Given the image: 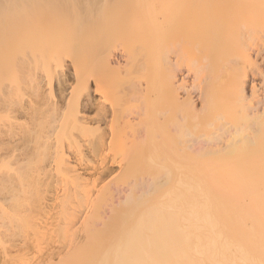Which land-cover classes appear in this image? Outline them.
I'll return each mask as SVG.
<instances>
[{
    "label": "rangeland",
    "instance_id": "rangeland-1",
    "mask_svg": "<svg viewBox=\"0 0 264 264\" xmlns=\"http://www.w3.org/2000/svg\"><path fill=\"white\" fill-rule=\"evenodd\" d=\"M109 1H113V0H71V1L70 0H0V264H6V263L48 264V262L57 264V262L59 263L60 260H62L60 258H63L64 256L66 257V254L68 255L77 247L83 246L86 243L85 242L86 233H87L86 226L88 221L85 220V218L88 219L89 216H92L93 212L95 211L94 210L95 208L97 210L95 211L94 214L98 213L97 211H99L102 218H105L110 213L109 209L112 205L111 203H113L114 205L120 202V199L122 200L124 198V196L126 195V191L129 190L131 184L134 183L135 180H138L136 176L137 177L140 176L139 179L142 178V180L146 178L148 180L149 176H152L150 173H148V175L147 173H145L147 172L145 171V168L141 169V167H145L144 165H147L145 163L141 165V163L145 161V157L143 158L142 155H144L146 151L148 152L150 151L149 149L145 150V148L143 147L146 146V148H151L152 141H154L153 143H158V141L161 142L160 140L166 141L168 138L167 136L168 135L170 136L169 134L170 131L172 132L173 130V128L171 129L170 126H167V123H171L172 121H175L176 119H178L177 117L180 118V120L178 119V121H183L184 123L187 122V125L188 126L190 125L189 127H191L192 125L191 121H194L193 123L194 126L192 125L193 128L196 127V125L197 127L201 126L200 127L201 130L200 128L198 129L195 128L196 130L193 129V131L195 130L194 132L197 131L198 135H201L202 132H205L204 128L207 127L202 124L204 123L205 125L208 124L209 120L210 119L213 120V118L218 113L220 114L221 111L222 113L223 112L225 113L226 106H231L232 109L235 111L234 105L236 106L238 105L235 104V102L233 101L235 99L237 100V97L234 96L235 93L233 91V88H230L229 86H231L232 84L234 85L233 79H236V76L239 75L240 73L241 75H244L246 73L245 77L248 75L245 78L247 80L245 84V88H246L245 94L247 93L246 96L248 97V99L251 98L249 97V95L253 94L251 92L253 89L252 87L254 86V90L257 88L255 90L256 95L259 94L257 96L258 97L260 96L262 98L261 99L259 97L262 102V105L260 104V108L263 109L264 84L261 83H264V60H263L264 59L263 58L264 23H262L263 25L258 24L257 20L258 22L259 20L264 21V13H263L264 10L261 11L262 5H264L263 4L264 1L241 0L239 2V0H233L234 1L233 3V1L231 2V0H227V2L224 1L226 4L224 2L221 3V5L223 4L222 8L223 6H225L224 8L226 11L224 10V8L223 11L221 7L219 8V10H217L218 8H216V6H213L214 3L212 2L213 5L211 4V6L214 10H216L214 12L212 9V11L215 13V14L213 13V15H215L214 19H216V22L214 23L216 25L218 24L217 27L221 25L220 23H217L219 22L218 19H220V22L227 20L226 23L228 24L225 23L224 25L225 21L222 23L223 27L225 26L228 27L231 25L233 28H235L236 31L239 30L238 32L240 34L238 35V32H235L234 35V32L230 30L231 26L229 28L225 27L227 28V31L224 28H221L222 26H219L218 31H220V33L227 32V34L222 33L221 35L222 39L219 36L220 37L219 40H223L224 36L226 38L228 37V35L229 37L233 36V41L236 43V46L235 43L232 42V38L229 37H228L229 40L226 39L228 42L225 39H224L225 42L219 41L217 37L219 33L217 32V30L216 31L214 30L215 32L218 33V34L215 33L217 34L216 35L217 40L215 39L216 38L215 36H214L215 38L213 37L214 34L213 27L216 25H214L212 19L210 22L209 20L200 21V23L202 22L201 23L202 25L206 21L209 22V24L213 23V25H211L212 30H209L210 32H208L209 25L207 22L202 26L200 23L198 24L200 19L198 20V22H196L192 18L196 22V26L194 23L193 25L194 28H192L191 22L193 21L190 22V20L192 19H188V20L186 19L187 22L188 21L190 22V23L188 22L189 24L186 25L187 26L190 25V27L193 30L195 29V27L197 31H199V28L201 26L207 27V29H205L206 27L204 28L201 27L202 31H200L201 32L200 35L204 34V33L202 34V32H206L209 35L213 31L211 36L212 38L210 39L212 40L215 39L218 45L220 44V42H222V44L225 43L224 46L220 44L219 47H217L218 50L223 52V54L225 55L224 56L222 54L220 56L221 60L225 57L223 61H220L221 63L218 60L220 58L219 55L221 54V52L217 50L220 53L219 55H217L218 52L216 50H215L216 52L214 51L216 46H218V45L215 46V44L217 43L215 42V44H213L214 43L213 41L210 44L209 43L210 40H208L206 35L205 37L204 36L203 37L207 39L209 42L206 40L205 41L206 44H204L205 42L203 40L205 39H202L203 38L202 36L201 38L198 34L192 33V30L191 31L188 30L189 32L185 30L189 34L191 32L193 37L196 35L202 39L200 40L199 37L198 39H195L197 37L194 38L195 41L199 40L201 41V43L204 42L203 44H201L200 42L199 44H197L199 46L203 45V48L202 47L200 48L201 50L205 49L208 51V49L204 48V45H208L207 47H209V45H214L215 48L209 47V52L210 50L211 51L213 50L214 54L215 53L217 54L213 55L212 53L213 51H212L209 53V54L212 53V55H208V54L206 55L207 51L206 52L204 50L201 51L199 50V47H197L196 43L198 42L196 43L193 42L192 41L193 39L191 38L192 43H190V45L192 44V47L193 45L194 47L196 46L195 47L196 49L198 48L199 51L203 52L204 55L209 56L210 58L211 56H215V59L216 57L217 58L219 57L217 59L218 62L217 60L215 62L214 58H212L213 60L212 62L210 59H208V57L205 56L204 58L203 57L204 55H202L201 52L199 54L200 57L198 56L199 53L198 51H197L198 53L196 52V54L195 52L193 53L192 47L190 45L188 46L191 47V50H189V47L186 48L187 46L185 47L183 45L185 41H179L178 38L180 35L179 33L175 32V36L177 35L178 37L175 38L173 36L174 33L172 32L174 31L172 30H170L172 32L169 33L165 31L164 32L165 34L167 33L169 37L171 36L174 37V38L173 37L170 38V40L173 39L172 40L173 44H171L172 41H170L168 39L169 37L167 36L166 38L170 41V43L168 44L169 41L167 42L165 41L166 39L164 37L165 36L164 32H163L164 35L158 33L159 34L158 37L156 33L150 31L148 32V35L151 34V36L155 35L157 37L156 39L155 37H151V36L149 38V36L145 34L149 30V27L146 28V26H148L149 24L145 25L147 24L146 21L142 22L143 17L142 18L140 17L143 15L140 14H139L140 17L138 16L139 19L135 20V22L137 23L136 25L134 24L135 23L134 19L136 17L133 19V17L130 16L129 17L132 18L131 20L133 21H131L129 17L127 18L125 16L122 17L118 16L113 20L111 19L112 21L111 20L107 21L108 23L107 25H110V23L112 24L110 25L111 31L109 30L112 33H110L107 30L109 27L106 28L105 30L104 24H103L104 28L101 27L103 32L99 30V27L94 28V26H97V24L100 25L99 21H101V19L98 21V18H95L97 20L94 21L93 18L92 21H89L87 18H86L87 20L85 19V16L90 11H91L90 14L93 13L95 15L96 12L98 11L100 12L102 9L108 8L107 9L108 11L109 8L111 9L114 8L110 4H107L110 3ZM218 1L220 2L221 0ZM236 1H238V3ZM252 1L254 7H256L257 4L259 5V9L257 8L258 6L256 7L257 9L256 13L255 10L254 11L252 10L254 9V7L252 8L250 7L251 8L250 18L253 19L255 14H257L255 16V20H251L250 18H248L249 17L248 15H250V12H248L250 10L249 6H251ZM257 1L259 2L257 3ZM248 2H250V4ZM104 3H106V5L108 6H106ZM228 3L229 5H227ZM245 3L246 4L248 3L249 5L248 4L246 5ZM233 4L235 5L234 7L232 6ZM237 4L239 5L237 6ZM241 4H245L246 7L242 6ZM74 6L76 8H74ZM218 6H220V3ZM228 6L229 7L232 6V9L234 8L233 9L234 11L227 8L231 11V12L229 11L231 15L230 13H227L226 7ZM72 7L76 10L75 11L76 13L74 12V9H72ZM246 8L247 10L248 9L249 10L244 11L246 10ZM55 9H58L57 10L58 12ZM71 9L73 10L74 13L71 11ZM238 11H240L239 14H237ZM242 11H244V13ZM252 11L254 13H252ZM221 12L222 13L225 12V15H223L224 13L222 14ZM141 14L143 13L141 12ZM228 14H229L228 18L230 19H232L231 16H233V18L236 15L240 17V19L239 17L235 18L236 21L235 19H232V21L234 20L236 23L238 22L237 23L238 25L226 17ZM262 15L263 18L261 17ZM14 16L16 17V19L17 18L18 19L14 20L13 19L15 18ZM217 16H219L218 19L216 18ZM241 16L242 17L244 16L243 19L241 18ZM257 17H261V18H257ZM12 19L14 25L12 24L10 25V23H12L11 21ZM5 21L8 23H6ZM15 21L18 22L17 23L18 25L15 23ZM118 21H122L123 23H127V21H129L127 23L126 28L124 27L127 30L122 28L123 27L122 22H119V24H117ZM239 21L241 23H239ZM248 21L249 23H251L252 21V24L248 25ZM253 21H255L257 25L254 24L255 22L253 23ZM102 22H104V20L101 21V25ZM114 23H116L115 27L113 25ZM184 23L182 22L180 24H183L185 28H183L184 27L183 25H181L182 26L181 28V26L177 23L176 24L174 23L175 25L173 24V26L174 27L179 26L182 29L181 31L183 32V29L189 28L186 27ZM130 24L132 27H135V29L132 28ZM235 24L238 27H235ZM245 24H247L248 27L251 25L253 26L252 28L251 27L250 28L253 33L255 32L254 35L252 34L251 31H248L250 28H248ZM125 25L126 24H124V26ZM141 25L143 26L144 30H141L140 33L139 30L142 27ZM243 25L247 27L248 30L246 28L244 29V27L243 28L241 27L242 29L239 28L240 26ZM8 26H10V28H8L7 30V28L5 27ZM117 26L121 27V30L119 27L117 28ZM139 26L141 27L139 28ZM113 27L114 30L112 31ZM136 27L138 32L136 31ZM203 29L206 31H203ZM85 30L88 31L86 32ZM246 30L249 33H247ZM129 31L132 33H130ZM243 31H245L246 33L242 34ZM184 32L182 35L185 36ZM104 33L107 34L110 33L112 35L109 34L107 36V34L105 35ZM136 33H138L139 35L140 34L142 35L144 33L143 35L144 38L141 35L140 36L138 34L136 35ZM210 35L208 37H210ZM184 36L182 39H184ZM188 36L189 35L187 34L186 38L190 40ZM234 36L235 37L237 36V38L235 39ZM245 36H247V38ZM250 36H251V40H250ZM141 37L143 39H145L146 37L147 39H149V41L154 40L155 42L156 40V42L158 41L156 43L157 45L154 42H153L154 44H152L151 41L150 42L146 41L147 39L142 41ZM158 38L161 40H159ZM238 38L239 39L241 38L240 41H238L239 40ZM243 38L244 40L247 39L246 40L247 42L244 41ZM252 38L256 39L257 44L255 40L253 44L251 43L253 40ZM112 39H114V41ZM162 39H164V42L162 41ZM176 39L180 43L183 42L181 45H183L186 49H188L186 50L187 51L186 54L184 52L185 49L182 46L180 47L178 45L179 48H176L177 50L175 49L173 45L175 43L178 44V41ZM260 39H263V41ZM135 40L138 41L134 42ZM241 40H243V43H241ZM159 42H162V44ZM260 42H263V45H259L261 44ZM149 43L150 45H148ZM232 43H234V45ZM250 43L252 45H250ZM254 43L255 45H257L256 47H254L255 46ZM151 44L153 46L155 45L156 47L151 46ZM163 44H165L167 48H169L170 47L169 45H171V48L173 47L174 49L172 51L168 50L167 52L165 46H164L165 50H163L164 48L162 49ZM177 44H175L176 47ZM186 44H189V42L187 43L186 41ZM229 44H232L234 48H232V45L228 47L229 50H231L230 47L232 48L231 51H229L227 48L228 51L227 52L228 57H227L224 49H226V47ZM242 44L244 45L243 46L244 48L242 47ZM246 45L250 47H248L247 49V47H245ZM258 45L260 46L259 47L260 49L258 48ZM220 46L222 50L219 49ZM150 47H153V49L150 50ZM237 47H239V49H237ZM181 48L184 50L182 51ZM195 48H193L194 51ZM254 48H258V49H256L255 51ZM154 50L157 53L159 52V50L162 52H159L157 54ZM175 50L178 53H175L176 52ZM260 50L262 52H260ZM165 51L167 52V54L169 53V51L170 52L174 51L175 54L170 55L169 53L167 56V54L164 55ZM233 51L234 52L237 51V52L233 54ZM248 52H253V54L250 53L251 56H248L247 55L249 54ZM179 53H182L181 56ZM176 54L177 55L179 54L181 59H179V57ZM182 55H184L185 57ZM256 55L259 56L257 57ZM165 56L167 57L170 56L171 58V59L169 58L170 61L169 59L168 60L165 59L164 58ZM176 56L180 61L178 60L176 61L177 59ZM193 57L195 59H193ZM249 57H251L252 60ZM163 58L166 61H169L170 63L172 61L171 64H173L175 60V62L178 63L177 65L180 66L174 65L175 63L171 65L169 62H166ZM199 58L202 59L200 60ZM142 59H145V61ZM203 59H206L205 62L208 61L205 63V65L207 64L205 68L203 67L204 63L201 62L204 61ZM226 59L228 60L227 63H225V65L227 64L225 66L224 62L226 61ZM198 61H200V63H198ZM248 62H250V65ZM210 63L213 65H211ZM216 63L217 64L220 63L222 65L219 64L218 66L216 65ZM229 64L232 65V66L230 65L231 69L228 66ZM255 64L256 66H253ZM170 65L172 66L171 68L173 69V71L177 69L176 73L174 72V75L175 74L178 75V76L176 75L177 81H179L180 79L187 80L185 82L187 85H190L191 83L190 87H192L193 82L196 81L194 82V88L196 89H193L194 91L192 92V97L193 99L195 98L194 103L197 107L196 108L197 111L195 110L196 112L195 111H192V113H190L191 111L189 113L186 112L189 110L187 109L188 108L187 102L183 101L185 99L184 97L186 96L184 95L185 93H183V90L178 91L180 90L178 89L176 92L179 93L178 94L174 93L175 91L173 92L172 90L173 88L170 87V85L168 84L167 86L170 88L167 89L166 91L167 93L165 92L167 86H164V84L168 82L166 78H169L171 72L169 74L168 73L165 74L167 75V77L164 75V73L168 70L170 71L172 70L170 69ZM215 65L216 67L218 66L217 68L219 69H216V67H214ZM223 65L225 68H223ZM207 66L208 68H206ZM198 67L200 68V70L197 69ZM212 67L216 69V71ZM228 68L232 70L230 71L231 73L233 71H235V73H232L230 75ZM191 70H193V72ZM244 70L245 71L248 70V73L245 72ZM198 71L200 74H197ZM260 72L262 74H260ZM201 74H203V76H201ZM204 75L205 76L209 75L208 76L209 78L205 77ZM217 75L220 78H218ZM223 76H225V78ZM221 77L224 79H222ZM162 78L165 79L162 80ZM207 79L208 81H206ZM165 80H167V82H165ZM181 80L179 82H181ZM218 80L219 82H221L222 80L223 81L222 83L219 84ZM228 80L230 83L227 82ZM215 81H217V83ZM179 82H176V85ZM224 82H226L227 84ZM231 82L233 83L231 84ZM207 83L208 86L210 85V87L207 86ZM161 84L163 85V87L166 88H163ZM217 84H219L220 87L223 88H219V85ZM202 86L206 87V89L203 88ZM201 87L205 89L204 90L205 92L206 91L209 92H207L206 94H202L203 92L201 91L203 90H201L202 89ZM208 88H210V90H207ZM224 88H226L227 91ZM169 89L171 90L168 91ZM211 89L213 94L210 93ZM171 91L174 93V95L176 94V96H171L172 93H168ZM225 91L228 93H226ZM200 92L202 95L205 96L200 95ZM208 93H210L209 98L207 97V99H204V97L208 96ZM168 94L169 97H167ZM227 94H229V96ZM210 95L211 96L217 95V97L213 96V98L215 97L214 98L215 100L221 97L219 101L225 105V106L224 105L221 106L219 103H216L217 101L215 102L216 105L213 107H215L218 110L217 114L216 112L213 113V115L211 114V112L213 111V107L212 109H210L209 107L211 111H209V109H206V107L209 106L208 102L210 101L209 100L211 97ZM201 96L205 103L208 100V102L206 103V105L208 106L205 107V114L204 113L202 114V112L204 111L200 110L203 109L200 108L201 105L203 107L205 104V103L203 104L202 99L201 101L199 100ZM151 97L153 98L152 102H151ZM223 97L225 98V100ZM232 97L234 99H232ZM213 98L211 97V99ZM229 98H231V100ZM168 99H170L172 104L171 102H168L169 101ZM227 99L230 101H228ZM166 101L168 104L165 103ZM182 101L186 104L184 105ZM200 102H202V104ZM232 102L234 105L232 104ZM180 103L182 104V107L184 105L183 108L185 109V111L182 109H180L182 111L180 110L177 111L179 108H181V106H179ZM226 103H230V104L227 105ZM147 106L149 109L147 108ZM165 106H167V109ZM162 107L163 109L168 110V112L166 113V110L162 111L163 110V109L161 110ZM171 107H174L175 110L174 108ZM137 108L139 111L141 110L142 112H139ZM170 109L174 111H170ZM206 110H208L209 113L214 117H212L210 114H207ZM198 111L199 113L200 112L201 113L199 114ZM163 112H165L164 113L165 116L162 114L163 119L165 121L166 119L168 120L165 122L166 127H164L165 123L163 122V119H161L162 117L160 118L158 117L156 120L158 114ZM171 112L174 114L172 118L170 115ZM178 112L179 115H177ZM185 112L188 115V117L186 118L188 121L185 120V116H187ZM194 112L195 114H197L196 116L194 115ZM236 112L238 113L239 111L236 110ZM135 114H137L138 116ZM139 114L141 115V117ZM198 114L200 115L201 118H199ZM113 115L116 118L112 117ZM190 115H192L194 119H192V116ZM202 115H205L206 117ZM159 116L161 115L159 114ZM80 117L82 118L84 117V119H82L84 121H82ZM164 117H166V119ZM183 117L184 120L182 119ZM195 117L196 118L198 117V119H195ZM202 117H204L205 119ZM78 119L81 120L82 123ZM201 119H203L202 121L204 122H202ZM158 120H162V121H158ZM195 120L197 123H195ZM112 122H114L117 127L115 126L114 123L112 124ZM161 122L164 124H161ZM198 123H200L201 125H199ZM159 125L160 126L164 125L163 126L164 129L162 127L160 128ZM110 126L114 128L116 127V130L111 129L112 132L114 133L111 132ZM148 128L150 129L152 128L151 131ZM161 129L163 130L164 133L165 132L168 133H165L166 135L164 134L165 135L164 136L159 132L161 136L158 135L157 131L159 130L161 131ZM134 130L136 133L134 132ZM199 130L201 131V133ZM211 130L214 129L211 128ZM144 132L145 135L146 134L148 135V137L147 135L144 136ZM135 134L138 136H136ZM140 134L146 138H143ZM149 136H151L152 141L151 138H149ZM148 140L151 141V144L148 143L149 142ZM61 151L64 153L69 164L71 166L73 165L77 166L78 170H80L79 173H81L80 175L84 185L87 184L88 186H90L91 193L93 192L91 198L92 200H96L98 203L97 204L96 201H94L96 203V204L94 203L95 204L93 206L94 208H91L93 204L92 203L89 204L90 201L88 200H87L88 202L85 203L84 201L79 200L80 198H78L79 201L78 203V201H76L77 196L75 197L76 199H74L75 194L73 195V192L72 194L71 193L69 194L70 196H68L67 199H65L66 197L63 199L64 197L63 190L65 189V187L67 186V189L69 187L70 190L73 186H71L69 183L68 185H66L62 180L59 179L57 175L56 171H58V169L60 168L59 161L61 159H59L60 156L59 152ZM148 152L146 153L147 155ZM131 154L132 156H130ZM136 154H138V160L135 159L136 162L134 163L132 157L135 158ZM138 161H140V164H138L139 163ZM132 163L137 171V172L135 171L137 174L133 173L132 174L133 177L131 176L129 180H125L126 179L125 171L127 170L128 166H130V164L132 165ZM140 169H141L140 171L141 174L138 171ZM132 178H136V179L133 180ZM219 182L224 186L227 185V181L225 180L224 177L223 178L221 177V180H219ZM69 185L71 186V188ZM103 191L104 192L107 191L106 193H108L105 194L107 195L105 198L103 196L101 197L99 196V194H101V192L103 193ZM111 192L114 193L112 194ZM102 195H104V193ZM69 197H73V199L72 198L69 199ZM99 197L101 200L99 199ZM66 201L69 202L67 203V205H65ZM246 204H249L248 199L246 200ZM91 210L93 212H90ZM74 212L76 213V215ZM62 216H64L65 218ZM74 217L76 218L75 220ZM259 219L260 222L254 225L264 223V213L261 214ZM68 220H70L69 223L67 222ZM65 223L69 224L67 225L68 227L66 226ZM97 223H99L98 226H100V221H98ZM84 224H86V226ZM93 224L95 225L96 222H94ZM58 227H61V229H59ZM96 227L97 224L95 226V229ZM89 229L90 226L88 230ZM97 242L96 243L98 245H96V243L93 244L92 247L93 249L97 250L99 249V247H101L99 245L100 241Z\"/></svg>",
    "mask_w": 264,
    "mask_h": 264
},
{
    "label": "bare ground",
    "instance_id": "bare-ground-1",
    "mask_svg": "<svg viewBox=\"0 0 264 264\" xmlns=\"http://www.w3.org/2000/svg\"><path fill=\"white\" fill-rule=\"evenodd\" d=\"M214 1L213 0H211V1L210 0H113V1H109L110 3H107V2L106 3L110 4L115 9L112 8L113 9L112 10L111 8H109V10L107 11L108 8L106 7L107 9H102L100 12L99 11L96 12L97 11L96 10L95 15L93 13H91V14H93V15H91L90 14L91 11H90L89 13H87V15L85 13V15H86L85 19L87 18L89 21H92L93 18H94L93 19L94 21L97 20L95 18H98V21L100 19H101V21L104 20V22H102V25H101V21H99L100 25L97 24V26H94V28L99 27V30H101L103 32L101 27L104 28V26H105V30H106V28L109 27L107 29L109 31L111 28L110 25H112V24L110 23V25H107L108 24L107 21H109L111 19L113 20L118 16H120V17L125 16L127 18L130 16V17H133V19L136 17L134 19V22H135V20L139 19L138 16L140 17V15H143L140 17V18L143 17L142 18L143 21H142V19H141V21L142 22L146 21L147 24H145V25L149 24L148 26H146V28L149 27V30L147 29L148 31H147V33L144 32L145 34L148 35V32L151 31V32L156 33L157 36L159 37L158 33H161L162 35H164L165 32L169 33V32L174 31V32H172V33H174V35L172 33L171 34L176 38L178 36L177 35L175 36V32L179 33L180 34L178 37L179 41H185L183 45L185 47L187 46L186 48H188L189 47L188 45H190V43H192L191 42L192 39H193L192 40L193 42H195V43L198 42V43H196V45L199 44V42L201 43V41H199V40L195 41V39H198L199 36L205 37V35H206L208 40H210V42L207 39H205L204 37L203 38L201 37L202 39H205L203 41L205 42L207 40L210 44L214 41L213 44H215V42H216L215 39L217 40V37L219 40L222 33L227 34V32L226 33L225 32L220 33V31H218V28H219V26H222L221 28H224L227 31V28H229L231 25L229 24L230 26H228V27L225 26L227 28L223 27L222 23L225 21L224 22V25H225L227 20L220 22V19H218L219 16H217L216 18L219 20V22H217V23L221 24L217 27L218 24L216 25L214 23V22H216V19H214L215 15H213V13L216 10H214L211 6V4L213 5V3H214L213 6H216V8H218L217 10H219V8L220 7L222 8V5H223V4L221 5V3H223L224 1L227 2V0H223V1L221 0L220 2L218 0H216L215 2ZM232 1L233 0H231V2ZM240 1L241 0H239V2ZM262 1H264V0H262ZM236 2L238 3V1H236ZM236 2H235V5H236ZM258 2L259 1H257V3ZM106 3H104V4L106 5ZM219 3H220V6H218ZM233 3H234V1H233ZM242 3H244V2H242ZM248 3L250 4V2H248ZM245 4H241V5L245 6ZM227 5H229V3ZM235 5L233 4L232 6L234 7ZM238 5L239 4H237V6ZM106 6H108V5H106ZM232 6H230L231 8L228 6V7H226V9L229 8L232 11H234L233 10L234 8L232 9ZM257 6L256 7L259 9L258 4H257ZM263 6L264 5H262V8L260 7L262 9V10L260 9L261 11L264 10ZM224 7L225 6H223V8ZM250 7L251 8L254 7L253 1H252L251 6H249L250 10L249 9H248L249 11L247 10L248 7L246 8V10H244V11L250 12V15L245 14V15L249 16V17L247 16L248 18H250V16H251V8ZM256 7H254V9H252L253 11L255 10V13L257 12ZM68 8H71V7H68ZM74 8H76V7L74 6ZM74 8L72 7V9H74ZM223 8H222V10H223ZM72 9H71V11L73 12ZM212 9L214 12L212 11ZM229 9H227V13L231 12ZM55 10L57 11L58 9H55ZM224 10H225V8H224ZM53 11H54V9H53ZM75 11L76 10L74 9V12ZM244 11H242V12L244 13ZM253 11H252V13H254ZM141 12L143 14H141ZM239 12L240 11H238L237 14H239ZM223 13L222 14L225 15V12H223ZM243 13H241V14H243ZM263 13H264V11H263ZM57 14H59V13H57ZM234 14H235V12H234ZM230 15H231V13H230ZM256 15L257 14H255V16ZM228 16H229V14L226 17L228 18ZM236 16H234V18H233V16H231V17H232V19L239 17V16H237V17ZM255 16L253 19H251V18L250 19L255 20ZM130 17H129V19L131 20L132 18H130ZM243 17L241 16L242 19H243ZM261 17L263 18V15ZM261 17H257V18H261ZM192 18L196 22H198V20L200 19L198 24L202 20H207V21L209 20V22H210L212 19V22L214 23V25H216L213 27L214 28L213 31L217 30V32L219 33L218 34L217 32L214 31V34L217 33L218 36L216 37L217 34H215V35L213 34V37L215 36L216 38L214 37L215 38V39L213 38L214 40L210 39V38H212L211 36H212L213 31H212V33H210L211 35L209 34L210 37H208L209 35L206 32H202V34L203 33L204 34L200 35L201 34L200 31H202L201 27L207 21L204 22L203 25L201 24L202 22L200 23L202 26L200 27V25H199L200 28L197 27V28H199V31H197L196 27H195L194 30H196L198 33L196 31H194L192 28H194L193 27L194 23L196 26V22ZM7 19H6V21H7ZM13 19L17 20L18 18L16 19V17H15ZM13 19L11 20L12 23H10V25L11 24L14 25ZM186 19L187 20L192 19V20H190V22L193 21V22H191L192 28L190 27V25L189 26L186 25V24L190 23L189 21H188L189 22L188 23ZM213 19H214V21H213ZM228 19H230V18H228ZM232 19H230V20L232 21ZM239 19H240V17H239ZM114 21H116V20H114ZM131 21H133V20H131ZM184 21H185V23H184ZM235 21H236V19H235ZM235 21L233 20L232 22L236 23ZM249 21H248V25L252 24V21H251V23H249ZM262 21L259 20V22H261V23H259L257 20V23L258 24L264 23V21L263 22ZM119 22H122V21H118L117 24H119ZM128 22L129 21H127V23ZM138 22H140V21H138ZM182 22L186 25V27L191 28V29H189V28L183 29V32L185 30H187V31L192 30V33L198 34L199 36L195 35L193 37L191 32H190V34H191V36H190V34L188 33L189 31L184 32L185 36L182 35L183 32L181 31L182 30L181 25H183V24H180ZM209 22H207L209 25L208 32H210L209 30H212L211 25H213V23L209 24ZM254 22L255 21H253V23ZM6 23H8V22H6ZM15 23L17 24L18 22L15 21ZM127 23H123L122 28H124V27L126 28ZM174 23L179 24L181 26V28L179 26L174 27L173 26ZM239 23H241V22L239 21ZM103 24H104V26H103ZM124 24H126V25L124 26ZM134 24L136 25L137 23L135 22ZM226 24H228V23H226ZM236 24H235V27H238V26H236ZM254 24H256V22ZM113 25L115 27L116 23H114ZM245 25L247 26V24H245ZM121 26H122V24H121ZM130 26H131V24H130ZM141 26H139V28ZM114 27H113L112 31L114 30ZM118 27L119 26H117V28ZM204 27H206V26H204ZM204 27H202V28H204ZM210 27H211V29H210ZM241 27L242 28L244 27V29L245 28L247 29L248 26L245 27L243 25V26H240L239 28H241ZM250 27L252 28L253 26L251 25L248 28H250ZM5 28H7V30H8V28H10V26L5 27ZM119 28L121 30V27H119ZM132 28L135 29V27H132ZM139 28H138V30H139ZM141 28H140L139 32L141 30H144L143 26ZM179 28H180V30H179ZM183 28H185V26ZM251 28L249 30L248 29L247 30L251 31ZM205 29H207V27ZM263 29H264V27H263ZM125 30H127V29H125ZM170 30H172V31H170ZM230 30H232L234 32V35H235V32L239 31V30L236 31L235 28H233L232 26H231ZM247 30H246V32H247ZM85 31L87 32L88 30H85ZM136 31H137V27H136ZM145 31H146V29H145ZM203 31H206V30L203 29ZM240 31H242V30H240ZM163 32H164V34H163ZM246 32L243 31V33L242 32H240V33L244 34ZM251 32H250V34H251ZM110 33H112V32H110ZM130 33H132V32H130ZM144 33L142 35L141 34L140 35L143 37ZM247 33H249V32H247ZM254 33L252 32L253 35H254ZM104 34L106 35L107 33H104ZM109 34H107V36ZM137 34L138 33H136V35ZM187 34L189 35L188 38H190V40H188L186 38ZM250 34H248V35H250ZM259 34H257V35H259ZM110 35H112V34H110ZM238 35H240L239 32H238ZM148 36L150 38L151 34ZM157 36L154 35L151 37H155V39H156ZM166 36L169 37L167 33L164 36L166 39L165 40L166 42L169 41L171 37H173L170 35L171 37H169L168 38L169 40H168L166 38ZM183 36H184L185 40L182 39ZM247 36H245V37L247 38ZM142 37H141L142 41L147 39L146 37H145V39H143L144 37L143 38ZM160 37H161V35H160ZM164 37H162V38H164ZM195 37H197V38H195ZM200 37H199V39L202 40ZM228 37H229V35H228ZM228 37L226 38L224 36V39L229 40ZM229 38H232V42H234L233 36L229 37ZM236 38H237V36L235 37V39ZM254 38H252L253 39L251 42L252 44H253L254 40L256 42V39H254ZM221 39H222V37H221ZM224 39L219 40V41H224ZM240 39L238 41H240ZM112 40L114 41V39H112ZM152 40H153V38H152ZM159 40H161V39H159ZM172 40H170V41H172ZM243 40H244V38H243ZM243 40H241V43H243ZM246 40H244V41H246ZM250 40H251V36H250ZM260 40L263 41V39H260ZM137 41L135 40L134 42H137ZM146 41L150 42L151 40L149 41V39H147ZM162 41L164 42V39H162ZM170 41L168 42V44L170 43ZM179 41H178V44L175 43V44H177V47L175 46V44L173 46L175 47V49L179 48L178 45L180 47L182 46L185 50L182 48L181 49H182V51L184 50V52L186 54L187 53L186 50H188V49H186L183 45H181L183 42L180 43ZM186 41H187V43L189 42V44H186ZM151 42H152V44H154V43L156 44L158 41L156 42V40H155V42H154V40H153ZM159 43L162 44V42H159ZM203 43H201V44H203ZM234 43H232V44L234 45ZM251 43H250V45H252ZM260 43L261 44H259V45H263V42H260ZM152 44H151V46H153ZM171 44H173V41L171 42ZM204 44H206V42ZM220 44L223 46L225 45V43L222 44V42H220ZM226 44H228V43H226ZM232 44H229L228 46L226 45L227 47H226V49H224L227 57H228L227 48ZM256 44H257V42H256ZM145 45H146V43H145ZM145 45H143V46H145ZM148 45H150V43ZM216 45H218V43L215 44V46ZM219 45L216 46V48L219 47ZM233 45H232V48H234ZM254 45H255V43H254ZM259 45H258V48L260 47ZM164 46H165L167 52H168V50L172 51L174 49L173 47L171 48V45H169L170 47L168 46L171 49L167 48V46L165 44H163L162 49L164 48ZM190 46L192 47V44ZM207 46L208 45H204V48L208 49V51L205 49H202V50L200 49L201 47L203 48V45H200V46L197 45V47H199V50H201V51L204 50L205 52L206 51L208 52V53L206 52V55L207 54L212 55V53H213V55L217 54V53L214 54V51L215 50L217 51L218 48L216 49L214 47V45H209V47L215 48V49L213 48L214 49V51L212 50L213 52L210 50V52H212V53L209 54L210 53L209 47H207ZM235 46H236V43H235ZM243 46L244 45L242 44V47ZM256 46L257 45H255L254 47H256ZM153 47H156V46L154 45ZM153 47H150V50L153 49ZM160 47H161V45H160ZM191 47H189V50H191ZM195 47H194V45L192 47L193 53L195 52V54H196V52L198 51L199 53L198 52L197 53H198V56L200 57L199 54L201 51H199L198 48L196 49ZM239 47H237V49H239ZM245 47H247V49H248V47H250V46L246 45ZM165 48L163 50H165ZM193 48H195V51ZM222 48H224V47H222ZM232 48L230 47L231 50H232ZM258 48H254L255 51ZM219 49L222 50L221 46ZM250 49H252V48H250ZM146 50H148V49H146ZM228 50H229V48H228ZM231 50H229V51H231ZM261 50H260V52H262ZM162 51L159 50V52H162ZM166 51H165L164 55L167 54ZM170 51H169L170 55H172V54L174 55L175 53H178L177 51L175 53H174V51L173 52H170ZM219 52H221V51H219ZM219 52L217 55L220 54ZM235 52H237V51H235ZM235 52L233 51V54ZM241 52H244V51H241ZM201 53H202V55H204L203 52H201ZM229 53H231V52H229ZM248 53H249V54H247L248 56H251L250 53L253 54V52H248ZM257 53H258V51H257ZM168 54H167V56H168ZM179 54L181 56L182 53H179ZM179 54L178 55L176 54V55L179 57V59H181ZM222 54H223V52H221L219 57ZM190 55H191V53H190ZM206 55H204L203 57L205 58ZM167 56H165L164 58L168 60L170 58V56L169 57H167ZM177 56H176L177 59L175 58L176 61L178 60ZM182 56H184V55H182ZM206 57H208V59H210L211 62L213 61L212 58L215 59V56H211V58L209 56H206ZM246 57H244V58H246ZM218 58L216 57V59L214 61L216 62V60ZM249 58L251 59V57H249ZM263 58H264V56H263ZM170 59H169V61H170ZM193 59H195V58L193 57ZM223 59H225V57ZM223 59L221 60V57H220L218 60L220 62V61H223ZM142 60L145 61V59H142ZM173 60H174V58H173ZM203 60L204 61H201V62L204 63L203 67L205 68V66L207 65V64L205 65V63L208 61L205 62L206 59H203ZM218 60H217V62H218ZM227 60L228 59H226V61L224 62V65H225V63H227ZM169 61H166V62H169ZM178 61H180V60H178ZM229 61H230V59H229ZM215 62H213V63H215ZM134 63H136V62H134ZM169 63H167V64H169ZM171 63H172V61H171ZM185 63H186V61H185ZM198 63H200V61H198ZM220 63H218V64L216 63V65L219 66ZM248 63L250 65V62H248ZM173 64L177 65L178 63L175 62V60H174ZM173 64H171V65H173ZM183 64H184V62H183ZM187 64H189V63H187ZM231 64H232V62H231ZM231 64L228 65L229 68H230ZM171 65H170V69H172ZM211 65H213V64H211ZM216 65L214 67H216ZM220 65H222V64H220ZM224 65H223V68H225ZM234 65H235V62H234ZM177 66H180V65H177ZM181 66H182V64H181ZM253 66H256V64ZM196 67H197V65H196ZM217 67H216V69H219ZM163 68H165V67H163ZM200 68H201V65H200ZM200 68L198 67L197 69L200 70ZM206 68H208V66ZM167 69H169V68H167ZM179 69H182V68H179ZM194 69H195V67H194ZM216 69H214V70L216 71ZM230 69H229V72L232 71ZM168 71H166L164 73V75L167 73L169 74L170 72H171V74L169 75V78H166L168 80V82H167V80H165V82H167V83L164 82L166 84V85L164 84V86H167L169 84L170 87L173 88V89L171 88L173 90V92L175 91L174 93H177L176 91L178 89H180L178 91L183 90V93H185L184 95H186L184 97L185 99L183 101L187 102V106H188L187 109L189 110L186 112L189 113L191 111L190 113H192V111H195L197 108L195 103H194L195 98L193 99V97H192V92L194 91L193 89H196V88H194V82H196V81H194V82L192 81L193 86L190 87L191 83H190V85H187L185 82L187 80H183V79L181 80L180 79L181 82H179L180 80L179 81L176 80V77L178 75L177 74L174 75V72L176 73L177 69L175 71H173V69L171 71L170 70H168ZM191 71L193 72V70H191ZM163 72H164V69H163ZM219 72H221V71H219ZM245 72L248 73V70ZM232 73H235V71H233ZM232 73L230 72V75ZM257 73H258V71H257ZM197 74H200L199 71L197 72ZM203 74H205V73H203ZM203 74H201V76H203ZM242 74H243V71H242ZM245 74L241 75V73H240L237 76L235 75L236 79H233L234 81L231 80L234 82V85L232 84L233 82H231L232 85L229 87L233 88L235 95L233 93L232 94L237 97V100L235 99L233 102H235V104H237L238 106L234 105L232 102V104L235 106V108H234L235 111L232 109L231 106H226V108L224 107L225 113L227 112L226 114L224 112L222 113L221 110H220L221 113L217 114L218 110L215 107H213L216 105L215 104L216 101H217L216 103H219L221 106H223L224 104L219 101V99L221 97L219 99L215 100L214 98L217 97V95H213V96H215L214 98H213V96H211L213 94L212 89L210 91V93H212L210 96L213 99H211V97H210V99H209L210 101L209 102H208V100L206 101V103L208 102L209 106L206 105V103L202 99V96H205V95H202V94H206L209 91L205 92L204 90L206 89V87L202 86L205 89H203L201 87L202 88L201 90H203L201 92H203V93L201 94V92H200V95H202V96L199 100L201 101V99H202L203 104L204 103L205 104L203 107H202V105L200 107L203 109H200L199 107L198 108L200 110L204 111V112H202V114L203 113L205 114V107L206 106H208V107H206V109H209V107H210V109H212V107H213L214 112L212 111L211 114L213 115V113H215V112L217 114V115L215 114L216 116L214 117L209 113V111H211L210 109H209V111L206 110V113L210 114L214 118H213V120L210 119L211 122L209 120L208 124H206V125H205V123L202 124V125L207 126V127L204 128L205 130L202 129L205 132H202L201 135H198L197 131L194 132L196 130L195 128L198 129L201 126L197 127V125L195 124L196 127L193 128L192 125H193L194 121H191L192 122V125H191L192 128H191V127H189L190 125L189 126L187 125V122L184 123L183 121H178V119L180 120V118L177 117L178 119H176L175 121H172V122L170 121L171 123H167V126H170L171 129L173 128V130H172V132L170 131V133H169L170 136L169 135L167 136L168 138L166 141L160 140L161 142L158 141V143H153L154 141H152V138H151L152 135L149 136V138H151L152 144H151V141H149V140H148L149 141L148 143L151 144L152 146H151V148H146V146L143 147V148H145V150L149 149L150 151L145 152L143 150L145 152V153L143 152L145 156L142 155V157L143 158L145 157V161L141 160V161H143L141 163V165H143L144 163L147 165H144L145 167H141V169L145 168V171H147L145 173H147V175H148V173H150L152 176H149L148 180H147V178L142 180V178L139 179L140 176L138 174L139 177L136 176V178L138 180H135L134 183L131 184V186L129 187V190L126 191V195L124 196V198L122 200L120 199V202H118L114 205H113V203H111L113 206L111 205V207L109 209L110 213L105 218H102L99 211H97L99 214L98 213L94 214L95 211L97 210L96 208L94 209L95 210L94 212L91 210L90 212H93V215L89 216L90 218L88 217V219L85 218V220H88L87 221L88 227L86 226V224H84L86 226V229H87L86 241H85L86 243L81 247H77V248L75 247L76 248L75 250H73L68 255L66 254V257L65 256L63 257L64 259L60 258L62 260H60L59 263L57 262V264H264V223L254 225V224H257L260 222L259 217L261 216L262 213H264V106H263V109L260 108V104L262 105V102H261L262 98L259 96L261 98L260 99L257 96L259 94L256 95L255 90L257 88L254 90L253 85H252L253 89L251 91L253 94L249 95V97H251V98L248 99V97L246 96L247 93L245 94V90H246L245 84H246L247 80L245 78L248 75L245 77ZM260 74H262V73L260 72ZM165 76L167 77V75H165ZM208 76H205V77H208ZM259 76H261V75H259ZM217 77H218V75H217ZM223 77L225 78V76H223ZM218 78H220V77H218ZM224 78H222V79H224ZM164 79L165 78H162V80H164ZM194 80H195V77H194ZM226 80H224V81H226ZM229 80L227 82H229ZM175 81L179 82V83L176 85ZM206 81H208V79ZM222 81L219 82V80H218L219 84L222 83ZM262 81H263V79H262ZM215 82L217 83V81H215ZM224 83H226V82H224ZM162 84H163V82H162ZM213 84H214V82H213ZM219 84H217V85H219ZM261 84H264V83H261ZM135 85H137V84H135ZM197 86H195V87H197ZM207 86H208V83H207ZM211 86H212V84H211ZM162 87H163V85H162ZM170 87L167 86V88L166 87H163V88H166V90H165V92H166L167 89ZM208 87H210V85ZM219 88H223V87H220V85H219ZM171 89H169L168 91H170ZM224 89H226V88H224ZM207 90H210V88H208ZM226 91H227V89H226ZM173 92L171 91L168 93H172L171 96H176V94L174 95ZM228 92H229V90H228ZM228 92H226V93H228ZM166 93H165V95H166ZM210 93H208V96L204 97V99H207V97L209 98ZM257 93H258V91H257ZM156 95H157V93H156ZM227 95L229 96V94H227ZM227 95H226V97H227ZM218 96H219V94H218ZM221 96H224V95H221ZM167 97H169V94ZM180 97H182V96H180ZM196 97H197V95H196ZM233 97H232V99H234ZM229 99L231 100V98H229ZM152 100H153V98L151 97V102H152ZM168 100H169L168 102H171L170 99H168ZM224 100H225V98H224ZM230 100H228V101H230ZM179 101H181V100H179ZM183 101H182V103H184ZM155 102H156V100H155ZM176 102H174V103H176ZM165 103L168 104L167 101ZM200 103L202 104V102H200ZM171 104H172V102H171ZM171 104H170V106H171ZM185 104L186 103H184V105ZM226 104L228 105L230 103H226ZM177 105H178V103H177ZM184 105H183V107H184ZM179 106H181V108H179L177 111H179L180 109L185 111V109L182 107L181 103ZM163 107L161 108V110L163 109ZM165 107L167 109V106H165ZM147 108H148V106H147ZM171 108H174V107H171ZM166 109H163L162 111H164ZM137 110H138V108H137ZM174 110H175V108H174ZM174 110L170 109V111H174ZM182 110H180V111H182ZM236 110H238L239 112L237 113ZM113 111H115V110H113ZM158 111H159V108H158ZM139 112H142V111L140 110ZM167 112H168V110H166V113ZM186 112H185V114L187 115ZM195 112H194V115L196 116L197 114H195ZM164 113L165 112L159 113L161 116H159V114H158V116L156 117V120L158 117L159 118L162 117V114L164 115ZM198 113H199V111H198ZM135 115H137V114H135ZM170 115H171V118H172V116H174V114L172 112ZM177 115H179V112L177 113ZM182 116H183V114H182ZM190 116H192V115H190ZM202 116H205V115H202ZM112 117H115V116L113 115ZM140 117H141V115H140ZM180 117H181V114H180ZM187 117H188V115L185 116V120H187L186 119ZM164 118L166 119V117H164ZM167 118H169V117H167ZM199 118H201L200 115H199ZM202 118H204V117H202ZM80 119L82 120V119H84V117L83 118L80 117ZM161 119H163V117ZM182 119L184 120V117ZM192 119H194L193 116H192ZM195 119H198V117L197 118L195 117ZM81 120H79V121L81 122ZM113 120H114V118H113ZM202 120L203 119H201V121ZM82 121H84V120H82ZM158 121H162V120H158ZM166 121H168V120L166 119ZM166 121L163 119L164 123ZM85 122H86V120H85ZM114 122H112V124ZM154 122H157V121H154ZM202 122H204V121H202ZM164 123L161 122V124H164ZM195 123H197L196 120H195ZM198 124L201 125L200 123H198ZM115 126H116V124H115ZM163 126L161 125L160 128L162 127L164 129V127H166V123H165V126L164 127ZM116 127L114 128V127L110 126V130L111 129L116 130ZM155 127H156V125H155ZM211 128H213L214 130H211ZM148 129L151 131L152 128L151 129L148 128ZM193 129H195V130L193 131ZM200 130H201V128H200ZM111 132H112V130H111ZM134 132H135V130H134ZM157 132H158V135H160L159 132L162 135H164L165 133H168V132L164 133L162 129H161V131L159 130ZM112 133H114V132H112ZM200 133H201V131H200ZM146 135L144 132V136H146ZM155 135H157V134H155ZM136 136H138V135H136ZM147 137H148V135H147ZM143 138H146V137H143ZM143 138H141V139H143ZM163 138H166V137H163ZM163 138H160V139H163ZM174 143H176V144H174ZM143 145H144V142H143ZM147 152H148V155L146 154ZM132 154L130 156H132ZM138 154L135 155V158L132 157L134 163L136 162V160H138ZM59 155H60L59 159H61V160L59 161L60 162V164H59L60 168L58 167L59 169H58V171H56L57 175H58L59 179L62 180L66 185H68V183H69L71 186H73L72 187L73 190H72L70 185H69L71 188L70 190H69V187H68V189H67V186L65 187V189L63 190V195H64L63 199L65 197H66L65 199H67L68 196H70L69 194L70 193L72 194V192H73V195L75 194L74 199H76L75 197L77 196L76 201H78V198H80L79 200H82L85 203L90 201L89 204H91V203L93 204L91 206V208H94L93 206L97 203V201L92 200L91 195L93 192L91 193L90 186H88L87 184L84 185L82 178H81V175H80L81 173H79L80 170H78L77 166H75V165L71 166L69 164L67 158L65 157V155L62 151L59 152ZM136 156H137V158H136ZM138 162H139L138 164H140V161H138ZM141 169L138 171L140 172ZM135 171H136V169L134 168L133 163H132V165L130 164V166H128L127 170L125 171L126 174L123 172L125 174V178H126V179L125 178L124 179L129 180L131 178L132 174L137 172V171L136 172ZM140 174H141V172H140ZM218 177H220V178H218ZM221 177L222 178L224 177L225 180L227 181L226 186L220 184L219 180H221ZM136 178H132V179L134 180ZM125 188H126V186H125ZM93 189H94V187H93ZM69 191H71V192H69ZM107 191H108V189H107ZM106 192L103 191L104 195H102L103 193L101 192V194H99V196L100 197L103 196L105 198L107 196L105 194H108ZM118 192H120V191H118ZM111 193L113 194L114 192H111ZM100 197H99V199H100ZM70 198L73 199V197H69V199ZM247 199L249 200V204H246ZM103 200H105V199H103ZM106 200H107V198H106ZM94 201H96V203ZM110 202H111V200H110ZM67 203H69V202L66 201V204L65 203L64 204L67 205ZM78 203H79V201H78ZM81 205H82V202H81ZM107 207H108V205H107ZM64 208H65V206H64ZM100 209H101V206H100ZM78 212H80V211H78ZM75 215H76V213H75ZM62 217H64V216H62ZM57 218H58V216H57ZM60 219H62V218H60ZM75 219L76 218L74 217V220ZM59 221H61V220H59ZM69 221L70 220H68L67 222L69 223ZM98 221H100V226H98L99 225V223H97ZM71 222H72V220H71ZM94 222H96L97 227H98V228L96 227V229H95L96 224L95 225L93 224ZM63 223H64V221H63ZM67 225H69V224H66V226ZM89 226H90V229L88 230ZM58 228L61 229V227H58ZM63 230H65V229H63ZM97 241H100L99 245L101 247H99V249L96 250V249H93L92 247H93V244H95ZM97 243H96V245H98ZM102 245H103V248H102ZM6 264H8V263H6ZM48 264H55V263H51V262L49 263L48 262Z\"/></svg>",
    "mask_w": 264,
    "mask_h": 264
}]
</instances>
